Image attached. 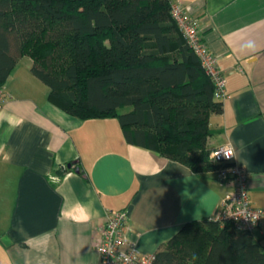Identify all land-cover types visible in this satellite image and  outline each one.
<instances>
[{
  "label": "crops",
  "instance_id": "1",
  "mask_svg": "<svg viewBox=\"0 0 264 264\" xmlns=\"http://www.w3.org/2000/svg\"><path fill=\"white\" fill-rule=\"evenodd\" d=\"M174 1L199 20L228 80L208 148L233 147L251 205L264 211V0ZM19 63L0 108V264H101L94 240L109 208L128 212V239L141 254L219 214L232 184L217 171L197 174L129 143L117 118L69 115L33 80L34 92L26 82L12 88ZM255 233L264 244V217Z\"/></svg>",
  "mask_w": 264,
  "mask_h": 264
},
{
  "label": "trees",
  "instance_id": "2",
  "mask_svg": "<svg viewBox=\"0 0 264 264\" xmlns=\"http://www.w3.org/2000/svg\"><path fill=\"white\" fill-rule=\"evenodd\" d=\"M172 1L0 0V88L28 56L50 102L69 115L117 118L129 143L197 174L216 171L210 117L224 104ZM152 264H264V244L255 231L206 218L184 224Z\"/></svg>",
  "mask_w": 264,
  "mask_h": 264
},
{
  "label": "built area",
  "instance_id": "3",
  "mask_svg": "<svg viewBox=\"0 0 264 264\" xmlns=\"http://www.w3.org/2000/svg\"><path fill=\"white\" fill-rule=\"evenodd\" d=\"M171 13L186 42L198 57L202 68L216 87L215 94L219 99L229 97L227 78L219 66L218 57L211 51L205 41L200 22L193 17L186 6L172 1ZM8 94L4 87L0 88V108L4 105ZM212 162L219 166L216 170L220 179L232 184V190L222 199L216 220H228L241 229L255 231L264 211L251 205L248 191L246 168L234 163L235 152L232 146H220L211 150ZM128 212L109 208L106 223L99 229L94 245L100 253L101 264H152L155 254H141L128 239Z\"/></svg>",
  "mask_w": 264,
  "mask_h": 264
},
{
  "label": "rangeland",
  "instance_id": "4",
  "mask_svg": "<svg viewBox=\"0 0 264 264\" xmlns=\"http://www.w3.org/2000/svg\"><path fill=\"white\" fill-rule=\"evenodd\" d=\"M30 60L31 59L28 56H25L21 59V61L19 63V71H16V73H17V74L15 73L16 76L14 77V75H13V77L9 81V84L13 80L14 85L12 84L13 85L12 88L20 87L22 89H24L26 87V84H27L29 89L34 92V87H36V86H34V84H32V83L36 82L39 85V87L43 88L44 90H47L49 88L47 85H45L41 80H39L37 77H35L32 73L28 72V65L31 62ZM25 82H26V84H25ZM7 84H8V82H7ZM7 84H6V86H8ZM21 85H22V87H21ZM36 91H37V89H36ZM39 91H40V89H39ZM38 95H40V94H38ZM120 111H124V110H120Z\"/></svg>",
  "mask_w": 264,
  "mask_h": 264
},
{
  "label": "water",
  "instance_id": "5",
  "mask_svg": "<svg viewBox=\"0 0 264 264\" xmlns=\"http://www.w3.org/2000/svg\"><path fill=\"white\" fill-rule=\"evenodd\" d=\"M68 167H69V168H72V167H73V163H69V164H68ZM77 171H78V170H77Z\"/></svg>",
  "mask_w": 264,
  "mask_h": 264
}]
</instances>
